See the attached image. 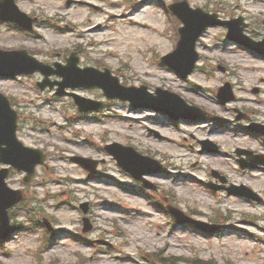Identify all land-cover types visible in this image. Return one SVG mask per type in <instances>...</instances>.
I'll return each mask as SVG.
<instances>
[{
  "label": "rangeland",
  "instance_id": "obj_1",
  "mask_svg": "<svg viewBox=\"0 0 264 264\" xmlns=\"http://www.w3.org/2000/svg\"><path fill=\"white\" fill-rule=\"evenodd\" d=\"M68 1L16 0L19 9L40 24L29 36L0 24V48L37 50V60L48 64H64L75 52L80 67L108 68L124 86L176 93L204 114L196 122L170 121L161 113L107 101L98 89H75L82 97L105 102L97 112L79 114L70 97L54 95L57 86L36 88L40 73L0 78V92L13 99L21 120L19 139L46 156L30 184L15 171L7 179L11 188L25 193L24 201L9 210L11 225L17 236L37 246L34 260L26 256L22 264H264V167L241 169L234 153L241 149L264 156V136L246 128L251 122L264 125V57L228 44L226 30L212 27L197 41L198 65L181 80L159 64L177 40L174 17L165 6L172 0ZM186 1L222 18L242 16L249 23L247 36H264V0ZM225 82L234 100L222 105L216 92ZM235 110L249 119L236 120ZM197 140L217 143L220 153L199 154ZM111 143L131 146L161 163L159 173L144 176L157 192L144 189L117 166L104 150ZM73 156L102 163L89 174ZM213 170L225 182L213 178ZM208 182L243 185L262 201H248L225 189L214 192ZM83 203L88 204L87 214L79 208ZM166 204L203 221L218 220L226 231L210 237L176 226L163 209ZM18 210L30 217L27 231L25 225L13 223ZM83 217L91 224L85 233ZM43 218L53 227L51 232L42 226Z\"/></svg>",
  "mask_w": 264,
  "mask_h": 264
},
{
  "label": "water",
  "instance_id": "obj_2",
  "mask_svg": "<svg viewBox=\"0 0 264 264\" xmlns=\"http://www.w3.org/2000/svg\"><path fill=\"white\" fill-rule=\"evenodd\" d=\"M11 1L12 0H6L0 2V19L16 22L20 26L29 29L34 20L19 13L17 9L13 7ZM169 8L184 23V27L179 29L180 40L176 49L162 58V61L173 68L182 78H185L191 72L197 60V54L194 51L195 41L206 26L215 24V22H213L214 17L204 14L200 9H189L185 2L173 4L169 6ZM223 25L228 26L230 39L244 44L259 53H264V42L256 44L248 41L241 35V29L233 27L230 23H224ZM66 61V66L55 64L57 70L54 73L63 78V82L59 83L60 88L58 94H63V89L65 87H97L103 90L104 95L108 99L117 98L122 101H129L134 108L148 107L165 112L174 119L197 118L201 115V112H198L196 115L187 113V106L184 101L167 91L157 89V96H153L146 91L145 87L125 88L119 85L118 79L112 77L108 70L101 73L93 68L78 69L76 67L77 59L74 56H71ZM35 70L41 71L45 76L51 73L45 69L43 64L31 57H27L25 52H7L0 50V76L13 77L19 73H31ZM95 73L96 75L92 76ZM83 74L88 76V82H75L71 80L77 76H84ZM46 85L47 82L44 81L42 84H39V87L43 89ZM48 85L51 87L53 84L48 83ZM226 88H228V86ZM71 95L80 111L95 110L102 106L101 103L82 99L75 94ZM229 99L230 97L221 98L223 102ZM253 129L264 133V128L262 126L256 125L253 126ZM15 131L16 114L10 109L7 98L0 94V162L11 165L17 170L26 171L27 175L24 180L29 181L34 173L35 166L37 164H43L44 156L40 151L24 147L21 142L16 139ZM106 150L114 156L118 165L123 170L129 172L133 177L141 179V175L144 171L138 162L139 160L146 159L135 154L133 150L122 148L116 144L107 146ZM121 150L125 153L122 154ZM75 161L82 164L88 171L95 172V167L97 165L96 161L83 158H75ZM251 166H254V164L252 163ZM7 172V169L0 170V225H3L5 233L10 229L7 210L23 199L21 191L12 190L5 184L4 180ZM81 208L84 213L87 212L86 204H83ZM171 212L176 217L178 223L187 221L179 211L172 209ZM44 222L47 228L51 230L49 224L46 221ZM89 229L90 225L87 219H84L83 231L85 232Z\"/></svg>",
  "mask_w": 264,
  "mask_h": 264
},
{
  "label": "clouds",
  "instance_id": "obj_3",
  "mask_svg": "<svg viewBox=\"0 0 264 264\" xmlns=\"http://www.w3.org/2000/svg\"><path fill=\"white\" fill-rule=\"evenodd\" d=\"M40 78L36 77L37 80ZM13 223L25 225L23 231H27L30 217L25 211L18 210ZM16 233L17 230L11 228L5 233L3 225H0V264H22L24 257L27 256L34 260L38 255L37 246L33 243H26L25 239L17 236Z\"/></svg>",
  "mask_w": 264,
  "mask_h": 264
},
{
  "label": "bare ground",
  "instance_id": "obj_4",
  "mask_svg": "<svg viewBox=\"0 0 264 264\" xmlns=\"http://www.w3.org/2000/svg\"><path fill=\"white\" fill-rule=\"evenodd\" d=\"M115 3V2H114ZM114 3H112V4H114Z\"/></svg>",
  "mask_w": 264,
  "mask_h": 264
}]
</instances>
